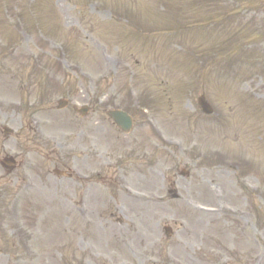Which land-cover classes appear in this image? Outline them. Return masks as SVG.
<instances>
[{
	"label": "rangeland",
	"instance_id": "obj_1",
	"mask_svg": "<svg viewBox=\"0 0 264 264\" xmlns=\"http://www.w3.org/2000/svg\"><path fill=\"white\" fill-rule=\"evenodd\" d=\"M202 94L214 115L197 106ZM96 95L107 104L92 107L99 120L93 143L118 152L137 144L140 162L151 150L145 156L156 171L116 169L140 175L135 185L165 204L123 207L95 188L100 210L119 214L102 218L91 198L89 214L79 217V182L53 171L75 166V156L78 165L95 167L77 154L90 146L80 133L90 125L72 107ZM66 97L80 105L56 109ZM135 104L149 107L164 136L176 140L174 153L146 126L120 141L104 111L124 106L133 114ZM45 105L41 127L49 133L42 135L30 131L29 119L38 111L31 106ZM4 126L14 136H5ZM1 143L21 157L17 181L29 172L36 182L32 193H22L19 210L39 256L23 254L18 264H264V0H0ZM230 158L237 160L231 169ZM184 170L189 175L182 178ZM174 181L178 200L165 192ZM246 181L257 192H248ZM11 197L3 198L6 211ZM189 200L230 213L198 212ZM164 224L173 229L169 237ZM12 242L10 229L0 226V250L7 253L0 264H14L6 260L14 255Z\"/></svg>",
	"mask_w": 264,
	"mask_h": 264
},
{
	"label": "bare ground",
	"instance_id": "obj_2",
	"mask_svg": "<svg viewBox=\"0 0 264 264\" xmlns=\"http://www.w3.org/2000/svg\"><path fill=\"white\" fill-rule=\"evenodd\" d=\"M129 201H130V200H129ZM133 201H134V200H133ZM133 201H132V202H133ZM130 202H131V201H130ZM132 202H131V203H132ZM135 202H136V201H135Z\"/></svg>",
	"mask_w": 264,
	"mask_h": 264
}]
</instances>
